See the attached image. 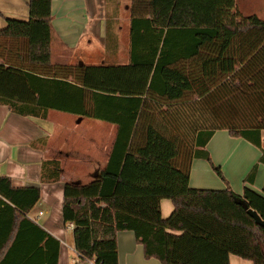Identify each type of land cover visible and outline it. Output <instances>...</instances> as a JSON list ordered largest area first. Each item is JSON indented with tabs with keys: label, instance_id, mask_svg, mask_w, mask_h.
I'll return each mask as SVG.
<instances>
[{
	"label": "trees",
	"instance_id": "trees-1",
	"mask_svg": "<svg viewBox=\"0 0 264 264\" xmlns=\"http://www.w3.org/2000/svg\"><path fill=\"white\" fill-rule=\"evenodd\" d=\"M220 5L223 18L216 0H131L122 65L52 63L51 0H28V20L0 28V106L20 117L56 111L116 126L97 177L64 185L62 220L73 225L80 260L118 264L116 236L130 231L144 257L161 264H230V255L264 264V226L243 207L264 221V187L236 195L189 185L192 162L209 161L218 131L258 149L264 166V20L229 17L233 0ZM40 143L47 139L31 146ZM61 172L46 159L40 182ZM39 199V188L0 177V264H47L46 242L58 247L28 218ZM162 200L173 206L165 219Z\"/></svg>",
	"mask_w": 264,
	"mask_h": 264
},
{
	"label": "crops",
	"instance_id": "crops-1",
	"mask_svg": "<svg viewBox=\"0 0 264 264\" xmlns=\"http://www.w3.org/2000/svg\"><path fill=\"white\" fill-rule=\"evenodd\" d=\"M94 1L95 0H51L52 38L50 45L52 63L74 64L73 59L76 54H80L81 56L86 54L88 57H92L91 50L94 47L92 41L91 43L89 41L86 42L87 44L90 43V47L86 48L84 51L79 48L82 39L86 38L88 30L91 32L90 36H92V40L96 43L93 37V32H95L93 31V25L96 21L94 18L95 16L100 18L101 15H97L96 12H100L99 7H97L96 10H92L91 4L94 3ZM115 1L117 5L116 10L119 8L121 13L109 10L112 11L110 16L114 19V22H112L109 30L107 46H103L100 41L103 49L105 48V53L103 52L102 55L105 62H119L123 60L125 61L124 64H127L129 63V7L131 0H124L122 5L118 4V0ZM224 1L225 0H223V2ZM220 2L221 0H216V12L219 5V13L222 14V16L219 17L223 18L225 10H222ZM233 3L234 8L232 11L235 10L236 12L238 0H233ZM28 18V0H0V28L5 26L7 19L27 21ZM120 22L122 23L120 24ZM90 27H92V29H90ZM120 32L122 34L121 37H119ZM120 43L125 45V49L121 50ZM12 51L14 54L16 51L15 46H13ZM61 114L68 115L56 111H48L45 119L20 117L11 113L7 107L0 106V177L9 178L14 188H39L40 199L29 212L28 218L58 242L57 248L52 240L46 242L45 252L43 253L44 262L53 264L54 260L57 258L56 264H94L91 261L79 259L74 248L72 228L70 229L69 225H65L62 220L63 189L64 185L68 182H83L74 177V172L71 170L73 168L70 165L71 162H76L77 164L81 163L82 166L87 168L86 172L90 174V179L88 180L97 177L99 170H102L106 165L108 154L113 144L116 126L101 122L103 124L100 126L102 131L99 134L94 135L89 133L84 136H78V141L85 142L86 145H84L87 148H93L97 145L106 147L102 161H96L92 154H90V156L87 154V156H83L86 158L85 160H78L75 159V157L67 156V154L65 157H62L61 154L63 150H56L55 147L51 146V137L54 136V132L58 130L57 127L59 125L50 122L53 116ZM73 118H75L73 122L74 126L87 120L75 116H73ZM69 130L72 132L71 127H69ZM43 138L47 139V144L44 149L41 143L36 147L31 146L32 143ZM211 141H215L214 146H210L211 142L206 146V149L209 147V154L211 155L213 154L217 157L221 154L224 155L228 145L239 143L242 149L253 158V148L248 147L251 144L243 139L230 137L226 131H221L220 133L216 132ZM257 151L259 152L258 149ZM258 154L259 158L260 152ZM46 159L58 160L60 162L62 172L57 182L47 184L40 182L41 163ZM196 161L197 160H194L191 164L189 185L194 189H202L201 187L203 185L201 184L208 182L210 174L205 166L202 168L204 174H196L195 171L197 168L195 167L198 165L195 164L197 163ZM235 163L234 171L238 169L241 171L242 167L240 165L242 160L239 158ZM257 164L259 163L257 162ZM260 165L261 164H259V169L263 166ZM199 167L201 169V166ZM253 167L251 166L250 169ZM233 176L241 178L244 181L248 174H233ZM249 185V188L261 193L264 187V174H256L254 182ZM257 188L259 191H257ZM232 192L236 195H241L243 191L238 192L234 190ZM172 210L173 206L169 200H162L160 202V212L163 219L167 218ZM116 244L118 264H161L156 259H146L144 257L142 245L136 242L134 234L130 231L118 233L116 236ZM229 263L252 264V262L242 260L234 255L229 256Z\"/></svg>",
	"mask_w": 264,
	"mask_h": 264
},
{
	"label": "rangeland",
	"instance_id": "rangeland-1",
	"mask_svg": "<svg viewBox=\"0 0 264 264\" xmlns=\"http://www.w3.org/2000/svg\"><path fill=\"white\" fill-rule=\"evenodd\" d=\"M124 0H118V4L122 5ZM231 2L228 3L230 6ZM92 5V10H96L97 7L100 8V12H97V15L100 14V18L96 17L94 25H93V37L96 40H92L91 32L88 30L86 38L82 39L80 48L83 51L90 47L91 41L94 44V47L91 50L92 57H88L86 54L80 55L76 54L75 58L73 59L74 65L84 64V65H122L125 63V61L121 60L119 62H105L103 57V52L105 48L101 46V42L103 46H107L108 40H109V30L112 25V22H114V19L110 16L112 11L113 12L118 11V13H121V10L119 11V8L116 10V1L115 0H95ZM118 5V6H119ZM239 9V10H238ZM229 17L232 15V11L230 8L228 9ZM238 13H240L243 16H250V15H256L261 20H264V0H238V7L236 10ZM94 13V12H92ZM229 19V18H228ZM231 19V18H230ZM229 19V20H230ZM118 20L120 21L119 17ZM92 21V18H91ZM122 22H120L121 24ZM92 29V27H90ZM122 34L120 32L121 37ZM89 41L90 43L87 44L86 42ZM101 41V42H100ZM101 47V49H100ZM121 50L125 49V45H122L120 43ZM101 50V52H100ZM82 53L81 51H79ZM105 53V52H104ZM90 54V51H89ZM82 59V60H81ZM83 61V62H82ZM75 118L70 115H56L51 118L50 122L57 123L59 126L57 127L58 130L54 132V136L51 137V146L55 147L56 150H63L61 156L65 157L67 156L75 157V159L78 160H85L83 156L86 154L90 156L92 154L96 161H102L104 158V152L106 150V147L97 145L93 148H87L85 145V142L78 141V136H84L86 134H99L102 130L100 129V126L103 125L101 122L93 121V120H84L78 125L73 124ZM69 127L72 128V132L69 130ZM68 128V129H66ZM221 132V131H220ZM217 132V133H220ZM216 134V133H215ZM214 134V135H215ZM214 137V136H213ZM213 137L210 139L207 145L214 146L215 141H211ZM99 142V141H98ZM245 142V141H244ZM85 144V145H84ZM248 144V143H245ZM248 146V145H247ZM249 148H253V158L252 156L248 155L247 152H245L242 149V146L239 143H235L233 145H228L227 149L224 153V155H219L218 157L215 155L209 154V161L205 160H197L195 164H198L195 173L196 174H204L202 168L205 166L207 170H209L210 176L208 177V182L201 184L203 185L201 188L205 190H225L226 188H229L231 191H243V187L250 185L248 183H245L241 178L234 177L233 174H249L251 169L250 167L256 166V174H264V167L262 166L261 169H259L258 162V151L255 147L252 145L248 146ZM92 149V152H91ZM89 150V151H88ZM207 152L209 153V147H207ZM252 150V149H251ZM86 155V156H87ZM242 160L241 163V171L236 170L235 168V162L238 159ZM253 164V165H252ZM70 165L73 167L71 170L77 179L83 181L82 184H87L90 180L89 176L90 174H87L86 167L82 166L81 163L71 162ZM76 165V166H75ZM201 166V169L200 167ZM261 166V165H260ZM75 167V168H74ZM77 168V169H76ZM198 170V172H197ZM219 170V174L217 171ZM90 173V172H89ZM194 173V174H195ZM208 174V173H207ZM202 176V175H201ZM199 180V179H198ZM249 185V186H248ZM200 188V187H199ZM252 189V188H251ZM255 191V190H254ZM257 191L258 188H257Z\"/></svg>",
	"mask_w": 264,
	"mask_h": 264
},
{
	"label": "water",
	"instance_id": "water-1",
	"mask_svg": "<svg viewBox=\"0 0 264 264\" xmlns=\"http://www.w3.org/2000/svg\"><path fill=\"white\" fill-rule=\"evenodd\" d=\"M243 207L246 210L247 215H249L257 225L264 226V221L260 219V217L257 215L255 211L248 209L247 205L245 204H243Z\"/></svg>",
	"mask_w": 264,
	"mask_h": 264
},
{
	"label": "built area",
	"instance_id": "built-area-1",
	"mask_svg": "<svg viewBox=\"0 0 264 264\" xmlns=\"http://www.w3.org/2000/svg\"><path fill=\"white\" fill-rule=\"evenodd\" d=\"M0 175H1V172H0ZM41 214V213H40ZM69 228H73V225L72 224H69Z\"/></svg>",
	"mask_w": 264,
	"mask_h": 264
}]
</instances>
